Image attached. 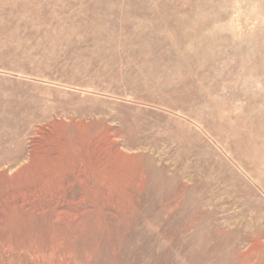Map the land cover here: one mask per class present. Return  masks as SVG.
<instances>
[{"label":"rangeland","instance_id":"obj_1","mask_svg":"<svg viewBox=\"0 0 264 264\" xmlns=\"http://www.w3.org/2000/svg\"><path fill=\"white\" fill-rule=\"evenodd\" d=\"M0 264H264V0H0Z\"/></svg>","mask_w":264,"mask_h":264}]
</instances>
